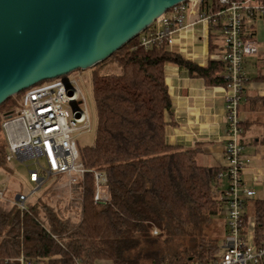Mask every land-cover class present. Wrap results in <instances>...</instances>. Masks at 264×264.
Masks as SVG:
<instances>
[{"label":"trees","instance_id":"obj_1","mask_svg":"<svg viewBox=\"0 0 264 264\" xmlns=\"http://www.w3.org/2000/svg\"><path fill=\"white\" fill-rule=\"evenodd\" d=\"M209 2L215 10L223 6L220 0ZM221 22L210 23L211 52L221 48ZM156 28L154 22L89 68L97 124L93 143L78 147L89 171L75 187L80 190L72 202L77 211L67 215L41 195L30 199L23 212L0 200V264H20L22 255L31 264H192L219 252L218 239L206 237L203 230L224 211L222 167L201 165L196 149L168 143L166 114L172 111V98L165 66L175 63L207 85L224 87L226 62L211 58L202 66L170 51L164 40L144 45L142 36ZM110 62L120 70L104 72ZM249 80L264 81V72L245 84ZM21 94L0 104V169H8L2 121L16 112ZM241 127L243 133V122ZM98 170L106 174L109 199L95 203ZM253 214L254 242L259 245L264 239V199L253 203ZM247 222L244 213V233Z\"/></svg>","mask_w":264,"mask_h":264},{"label":"built area","instance_id":"obj_2","mask_svg":"<svg viewBox=\"0 0 264 264\" xmlns=\"http://www.w3.org/2000/svg\"><path fill=\"white\" fill-rule=\"evenodd\" d=\"M211 0H185L176 4L155 22L157 28L142 36L144 45L156 41H173V33L183 27L186 13L198 9L203 21L218 22L222 37L221 48L213 58L226 62L222 74L227 81L225 90V165L219 172L224 200L225 234L219 252L206 262L192 264H264V239L254 242V232H243L244 207L253 192L242 178L247 163L242 138L240 105L245 90L244 62L248 55L257 52L254 36L256 19L264 18L263 0H220L223 6L214 9ZM208 2V3H207ZM251 26V28H250ZM80 75V74H79ZM77 73L44 80L22 91L17 99V109L2 121V130L7 143L8 162L17 158L26 163L33 158L29 180L34 188L29 194L18 191L15 197L8 194L4 183L0 184V200L27 210L28 201L39 189L54 177H65L70 187L80 185L89 170L80 160L77 136L92 130V118L87 97ZM43 159V161H42ZM28 166V164H27ZM96 183L94 201L109 199L107 177L102 171H94ZM20 264H31L22 255ZM77 264H80L79 262Z\"/></svg>","mask_w":264,"mask_h":264},{"label":"water","instance_id":"obj_3","mask_svg":"<svg viewBox=\"0 0 264 264\" xmlns=\"http://www.w3.org/2000/svg\"><path fill=\"white\" fill-rule=\"evenodd\" d=\"M185 0H0V104L109 58Z\"/></svg>","mask_w":264,"mask_h":264},{"label":"crops","instance_id":"obj_4","mask_svg":"<svg viewBox=\"0 0 264 264\" xmlns=\"http://www.w3.org/2000/svg\"><path fill=\"white\" fill-rule=\"evenodd\" d=\"M253 36L257 52L245 59L246 80L264 72L261 61L264 58V18L256 19ZM172 37L168 45L170 51L202 66L213 59L217 50L210 51V24L199 18L196 8L186 13L183 27L176 29ZM165 78L172 98V111L166 114L168 143L196 149V160L201 165L223 167L226 146L224 87L207 85L202 78L191 75L175 63L166 64ZM240 114L246 127L242 138L247 155L242 178L253 192L244 213L248 217L247 232L253 233V203L264 199V81L249 80L245 84Z\"/></svg>","mask_w":264,"mask_h":264},{"label":"rangeland","instance_id":"obj_5","mask_svg":"<svg viewBox=\"0 0 264 264\" xmlns=\"http://www.w3.org/2000/svg\"><path fill=\"white\" fill-rule=\"evenodd\" d=\"M120 69L117 64L110 62L103 66L104 72H118ZM77 73L80 76L81 85L83 91L87 97L90 115L92 118V130L90 132H84L77 136L79 145L92 144L95 136V129L97 124L96 108L94 103V97L92 93V81L90 69L77 70L72 72L75 75ZM15 96V95H14ZM43 161V159H42ZM28 164V166H27ZM34 166V160L31 158L26 163L20 162L17 158L8 162V169H0V184L4 183L8 188V194L11 197H15L18 191L29 194L34 188L33 183L29 180V169ZM223 186L227 185V179L223 178ZM79 189L72 188L69 186L68 181L65 177H54L51 178L40 191H37L30 198H36L38 195L43 198L57 209L62 210L65 214H73L77 211L74 201L78 199ZM72 202L74 204H72ZM224 209V208H223ZM225 231V213L218 215L211 221L210 224L206 225L203 233L206 237L217 238L219 245L223 240V234ZM181 242H187L186 239H181ZM96 264H112V262L101 261Z\"/></svg>","mask_w":264,"mask_h":264}]
</instances>
